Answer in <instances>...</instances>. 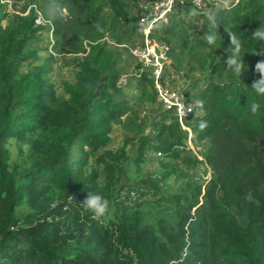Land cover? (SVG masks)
Here are the masks:
<instances>
[{
    "label": "trees",
    "instance_id": "trees-1",
    "mask_svg": "<svg viewBox=\"0 0 264 264\" xmlns=\"http://www.w3.org/2000/svg\"><path fill=\"white\" fill-rule=\"evenodd\" d=\"M7 1L0 0V264H264V95L252 88L260 79L255 65L264 60L254 53L264 41L251 35L264 28V0L232 2L216 11L218 27L207 22V34L217 35L211 45L225 55L209 53L204 84L193 98L185 92L196 101L188 125L198 152L162 110L151 135L140 137L136 160L144 164L147 153H158L161 168L130 183L122 182L124 157L107 147L114 125L126 129L138 117L117 85L119 50L141 38L138 0H33L14 12ZM191 12L199 11L180 8L152 35L169 46L180 38L179 48H187ZM39 13L50 25L36 24ZM51 27L53 51L72 57L76 69L62 95L49 78L53 55L33 63L39 59L31 43ZM225 29L242 40L241 75L225 64ZM136 79L140 98L157 102L152 74L138 71ZM10 139L18 146L15 160ZM94 157L103 176L88 172ZM194 168L210 171L205 184L184 181ZM172 176L183 182L170 193ZM71 187L82 200L88 191L104 196L113 214L94 219L70 199ZM134 194L152 198L153 211L140 209Z\"/></svg>",
    "mask_w": 264,
    "mask_h": 264
},
{
    "label": "rangeland",
    "instance_id": "rangeland-1",
    "mask_svg": "<svg viewBox=\"0 0 264 264\" xmlns=\"http://www.w3.org/2000/svg\"><path fill=\"white\" fill-rule=\"evenodd\" d=\"M139 1V0H138ZM24 2L32 5L33 0H9L7 1V10L15 11L22 7ZM237 3L238 0H230V3ZM218 0H210L207 2V7L202 11L190 13L189 16L185 18V27L187 29V39L189 43L187 48L181 50L179 47L181 45L180 38H176L175 42L170 45V47L177 45V47L172 50L170 54L172 59V65L167 71L168 77L173 73H180V76L169 85L178 87L179 89L186 92L189 90V97L193 98L194 94L198 89L204 84V77L208 76L209 73V53H212L214 59L218 60L224 57L225 52L212 46L206 40L207 34V17L204 13L206 12H214L221 9V7H217ZM137 15V10L135 8L134 11ZM50 32H40L38 33L31 43V49L37 51V57L39 61L33 62L34 64L43 63L47 58H49V54L51 49L52 42ZM201 40L203 43L197 44V42ZM141 40H137L136 44H139ZM116 47H123L115 44ZM129 47H134V45H129ZM121 55V63H120V78L118 80V87L121 90L120 95L124 98H127L130 104H133L134 108L137 111V119L134 120L135 125L131 127L123 128L122 125H114L113 132L110 135L111 143L107 147V149L113 150V152H120V155L124 157L121 161V167L124 171V175L122 178L123 183H130L136 178H143L148 174H156L158 170L161 168V160H164L162 156L158 153H147V161L146 163H137L136 160L139 158V140L141 136H149L151 135V123L152 121L160 118V114L162 112V108L159 106L157 102H152L148 98L141 99L139 95V91L136 87V76L139 71V65L137 61L132 56L130 50L122 49L119 50ZM72 62V57H58L55 56L52 58V61L49 62L51 72L49 74V78L51 82L55 85L56 92L59 95L63 94V85L65 83H72L75 79V67L70 65ZM174 65V67H173ZM31 67V65H25L23 70H27ZM126 78V80H123ZM197 85L198 87H194ZM193 100V99H192ZM194 102L195 99L193 100ZM139 125V127H136ZM140 125L143 129L140 130ZM187 135V141L189 144V148L197 153L199 148L195 146L192 141L194 137L193 130L191 126L189 129H184ZM8 149L11 154V159L15 160L19 158L18 154V146L14 139H10L8 141ZM106 159V158H105ZM140 167V170H138ZM103 164L97 161V157H94L90 161V166L88 168V172L92 170H97L101 176H103ZM210 171L207 174L203 172L202 169L194 168L188 171V176L184 178L186 182H204L208 179ZM183 180L175 178L172 176L168 185L165 188L170 193L173 191H177L179 187L182 185ZM138 199L137 195H133V201L142 202L141 208L145 212H152L153 208L150 206L153 199L150 197H141ZM114 212L113 206L110 205L109 212L107 216H111ZM155 214L149 216V220L153 218Z\"/></svg>",
    "mask_w": 264,
    "mask_h": 264
},
{
    "label": "built area",
    "instance_id": "built-area-1",
    "mask_svg": "<svg viewBox=\"0 0 264 264\" xmlns=\"http://www.w3.org/2000/svg\"><path fill=\"white\" fill-rule=\"evenodd\" d=\"M208 1L210 0H200L197 5L195 0H139L136 10L141 42L131 48L129 45L126 46L140 66L139 71H148L152 74L157 103L162 110L173 116L182 130L190 128L188 121L195 114V102L190 100L183 90L169 85L180 76V73L170 72L168 77L167 71L172 63L171 48L166 42L158 40L152 34L158 24H169L172 16L180 8L189 4L194 10L202 11L207 7ZM36 24L50 25L40 13L36 18ZM52 29L51 27L50 34ZM104 40L115 45L108 37H105ZM50 41L53 43L52 36ZM50 49L53 57L58 56L53 51L52 45Z\"/></svg>",
    "mask_w": 264,
    "mask_h": 264
},
{
    "label": "clouds",
    "instance_id": "clouds-1",
    "mask_svg": "<svg viewBox=\"0 0 264 264\" xmlns=\"http://www.w3.org/2000/svg\"><path fill=\"white\" fill-rule=\"evenodd\" d=\"M196 4L199 5L200 0H195ZM230 6V0H218L217 7H222L227 10ZM195 14V13H194ZM209 21L210 28H216L217 25V15L214 12L204 13ZM230 39L231 54L228 56L225 64L228 70H231L234 74L241 75L245 70V64L243 59H241L242 51V40L233 31L225 29ZM254 39L259 41H264V28L259 27L252 34ZM206 40L209 44H215L217 40L216 33L206 34ZM256 55L264 56V49L260 52L254 53ZM255 71L260 75V79L255 81L252 88L259 94L264 95V60H260L255 65ZM256 105H253V111H256ZM206 123H202L201 127H206ZM83 206L92 212L94 219H101L108 214L110 203L102 195L95 193L93 191H88L87 195L81 201Z\"/></svg>",
    "mask_w": 264,
    "mask_h": 264
},
{
    "label": "water",
    "instance_id": "water-1",
    "mask_svg": "<svg viewBox=\"0 0 264 264\" xmlns=\"http://www.w3.org/2000/svg\"><path fill=\"white\" fill-rule=\"evenodd\" d=\"M70 199L72 201L78 203L82 207H84L83 204L81 203L82 199L78 196V194L76 193V191L72 187L70 188Z\"/></svg>",
    "mask_w": 264,
    "mask_h": 264
},
{
    "label": "bare ground",
    "instance_id": "bare-ground-1",
    "mask_svg": "<svg viewBox=\"0 0 264 264\" xmlns=\"http://www.w3.org/2000/svg\"><path fill=\"white\" fill-rule=\"evenodd\" d=\"M195 110H196V108H195Z\"/></svg>",
    "mask_w": 264,
    "mask_h": 264
}]
</instances>
